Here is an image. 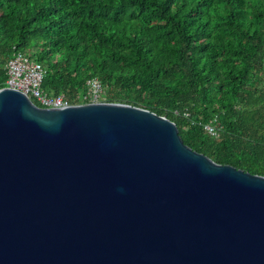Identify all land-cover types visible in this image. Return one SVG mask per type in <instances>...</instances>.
I'll list each match as a JSON object with an SVG mask.
<instances>
[{"label": "water", "instance_id": "1", "mask_svg": "<svg viewBox=\"0 0 264 264\" xmlns=\"http://www.w3.org/2000/svg\"><path fill=\"white\" fill-rule=\"evenodd\" d=\"M0 264H264V177L148 110L2 88Z\"/></svg>", "mask_w": 264, "mask_h": 264}, {"label": "trees", "instance_id": "2", "mask_svg": "<svg viewBox=\"0 0 264 264\" xmlns=\"http://www.w3.org/2000/svg\"><path fill=\"white\" fill-rule=\"evenodd\" d=\"M15 51L43 67L44 93L87 104L96 79L103 103L166 117L193 151L264 177V0H0V89Z\"/></svg>", "mask_w": 264, "mask_h": 264}, {"label": "built area", "instance_id": "3", "mask_svg": "<svg viewBox=\"0 0 264 264\" xmlns=\"http://www.w3.org/2000/svg\"><path fill=\"white\" fill-rule=\"evenodd\" d=\"M6 80L4 88L16 89L24 93L28 98L37 102L41 108H63L70 106L63 95L50 96L41 89V83L45 75V70L36 61L31 60L19 51H15L5 64ZM86 93L84 99L89 103L94 102L102 93V87L96 79L86 82ZM203 128L212 136L217 131L212 125H203Z\"/></svg>", "mask_w": 264, "mask_h": 264}, {"label": "rangeland", "instance_id": "4", "mask_svg": "<svg viewBox=\"0 0 264 264\" xmlns=\"http://www.w3.org/2000/svg\"><path fill=\"white\" fill-rule=\"evenodd\" d=\"M103 99H104V96H103V91H102L101 95H100V96L97 98V100L94 101V102L102 103Z\"/></svg>", "mask_w": 264, "mask_h": 264}]
</instances>
